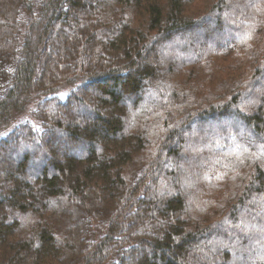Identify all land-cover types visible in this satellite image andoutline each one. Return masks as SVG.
Here are the masks:
<instances>
[{
  "label": "trees",
  "instance_id": "obj_1",
  "mask_svg": "<svg viewBox=\"0 0 264 264\" xmlns=\"http://www.w3.org/2000/svg\"><path fill=\"white\" fill-rule=\"evenodd\" d=\"M0 264H264V0H0Z\"/></svg>",
  "mask_w": 264,
  "mask_h": 264
},
{
  "label": "rangeland",
  "instance_id": "obj_2",
  "mask_svg": "<svg viewBox=\"0 0 264 264\" xmlns=\"http://www.w3.org/2000/svg\"><path fill=\"white\" fill-rule=\"evenodd\" d=\"M72 145H73V143H67L64 140L60 141L59 144H58V146H56V148H57V151H56L57 155H60V154L62 155L63 153L72 154V149H73V146ZM31 150H32V147H30V146H28V147L26 146L25 147V152H31ZM9 157H10V155L7 158H5V160L7 162H9V163H12V161H9ZM58 157L60 158V156H58ZM168 190L170 192H172L171 189H168ZM234 258H235V260H238V257L237 256H235Z\"/></svg>",
  "mask_w": 264,
  "mask_h": 264
}]
</instances>
